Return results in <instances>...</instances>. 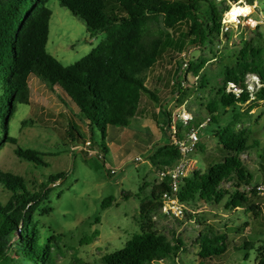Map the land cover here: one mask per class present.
I'll use <instances>...</instances> for the list:
<instances>
[{
	"label": "rangeland",
	"instance_id": "1",
	"mask_svg": "<svg viewBox=\"0 0 264 264\" xmlns=\"http://www.w3.org/2000/svg\"><path fill=\"white\" fill-rule=\"evenodd\" d=\"M237 1H198V15L205 25L211 24L208 3H213L221 14V32L218 36L209 33L210 41L204 44H191L184 37L183 24L172 30L164 27L161 16L152 21L151 27L166 32L164 39L169 41L159 63L141 75L157 100L142 95L140 111L129 119L126 127H107L104 139L107 153L103 154L98 147L102 142L99 131L93 128L90 133V123L59 86L50 89L31 74L27 103L14 101L10 112V96L0 85V170L20 176L29 192L40 195L32 219L42 242L53 236L47 264H102L103 255L121 248L141 231L139 206L146 203L150 190L159 185V167L148 156H152L158 144L169 139L161 125L165 115L160 111L166 96L169 99L163 105L172 121L182 112L191 115L180 133L198 129L199 142L193 152L198 160L197 170L203 171L222 159L215 131L232 124L235 131L247 132L248 148L240 159L252 176L248 185L264 178V99L253 98L259 86L257 77L246 76L250 92L247 102L228 108L217 104L222 74L234 65L239 49L246 44L264 48V0H243L239 5ZM246 5L252 7L249 16L240 15L235 23L230 19V23L222 21L225 12L228 18L233 8ZM45 6L51 11L46 50L61 64L74 63L105 39L106 32H89L85 23L58 0H48ZM182 43L185 44L180 60L185 64L178 73L182 91L170 95L174 89L177 51ZM191 65L199 66L196 75L188 68ZM211 103L217 104L216 113L207 110ZM206 118H209L206 125L199 127ZM70 124L79 130L82 140L69 137ZM84 140L91 144L86 145ZM17 147L34 151L44 165L18 157L14 153ZM86 150L93 155H85ZM138 156L142 160L134 161ZM51 177L56 180L49 183ZM220 186L229 192L234 190L233 181H223ZM11 196L12 192L0 184V203H7ZM107 198L112 201L103 207ZM225 200L226 197L219 203L185 204L183 214L178 216L163 211L159 199V205L151 212L153 227L172 244L180 242V249L176 255L147 264H257L256 249L264 244V193L250 194L241 207L227 208ZM204 235L221 236L225 251L201 261L199 239ZM244 241L251 243L252 249L244 250L241 247ZM16 249L15 246L8 251L14 262L29 264L22 254L15 253Z\"/></svg>",
	"mask_w": 264,
	"mask_h": 264
},
{
	"label": "trees",
	"instance_id": "2",
	"mask_svg": "<svg viewBox=\"0 0 264 264\" xmlns=\"http://www.w3.org/2000/svg\"><path fill=\"white\" fill-rule=\"evenodd\" d=\"M48 0H0V85L9 94L10 108L13 102L27 103L28 78L32 74L46 83L50 89L59 86L77 106L79 113L89 123L92 134L96 128L101 136L100 151L108 148L104 139L109 125L126 127L129 119L139 113L142 95L157 100L156 95L144 82L141 75L152 71L162 59L169 43L164 39L166 32L153 29L152 21L158 16L166 29L176 30L182 24L184 37L193 43L210 41V34L221 32V14L213 3H208L211 24L205 25L198 15L199 0H58L72 15L81 19L89 32H106V37L86 55L69 65H63L46 50L51 11L45 6ZM251 4V3H248ZM210 33V34H209ZM167 35V34H166ZM185 43L179 45L174 74V89L170 95L182 91L178 73L185 64L180 53ZM172 58V57H171ZM163 66V65H162ZM199 66L188 68L196 75ZM258 79L253 98L264 99V48L246 44L239 49L234 65L224 70L221 85L217 89L218 102L224 108L250 99L246 76ZM232 83L240 91H226ZM161 104L162 128L169 138L158 144L148 159L161 168L179 157L178 150L170 138L171 116ZM216 103L208 104L210 114L216 113ZM2 128L6 129L7 117H3ZM213 121L215 118H212ZM181 129V125H177ZM72 140H82L77 128L70 124L68 130ZM217 146L223 154L220 161L209 164L205 170H195L184 178L179 186L178 198L185 204L219 203L226 197L225 207H241L256 193L248 184L252 176L244 167L240 154L248 148L247 132L235 131L228 124L215 131ZM4 139L7 137L4 136ZM14 141V138H8ZM91 144V141L84 140ZM14 153L35 164L44 162L32 150L15 148ZM87 152H85L86 155ZM49 183L56 179L51 177ZM223 181H233L234 190L221 188ZM48 183V184H49ZM0 184L12 192L10 200L0 203V264H22L14 262L8 251L16 246V254H22L29 264H47L50 261V240H40L39 229L32 219V212L40 197L26 188L23 179L0 170ZM167 190L166 183L152 188L146 203L139 206L142 218L141 231L133 234L124 245L100 258L102 264H147L176 255L179 244H172L157 232L151 220V212L159 205L161 194ZM112 201L107 198L102 206ZM95 234V233H94ZM88 239V238H87ZM89 240V239H88ZM198 256L201 261L211 260L225 251L221 236H201ZM244 241V250L252 249ZM257 264H264V244L258 246Z\"/></svg>",
	"mask_w": 264,
	"mask_h": 264
},
{
	"label": "built area",
	"instance_id": "3",
	"mask_svg": "<svg viewBox=\"0 0 264 264\" xmlns=\"http://www.w3.org/2000/svg\"><path fill=\"white\" fill-rule=\"evenodd\" d=\"M242 1V2H239ZM244 3L243 0H238L237 5ZM255 4V2H253ZM231 7V6H230ZM229 7V8H230ZM249 16V14L247 15ZM246 16V17H247ZM245 17V18H246ZM224 23H230L226 18V12L222 18ZM228 91H232L237 94L240 90L236 88L232 83L228 84ZM184 111V110H183ZM191 119V115L188 112H182L178 114V117L170 123V138L178 150L179 157L176 161L168 166H163L157 170L158 183L167 185V190L160 196L161 208L166 213L173 215H182L185 210V203L181 202L178 198L179 186L181 181L187 176L191 175L197 170V158L193 155L197 144L199 142V136L196 128H189V130L180 133L177 125L185 126ZM209 118H206L201 122L199 127L205 126ZM89 145V142H85ZM88 155H93L92 152L86 150ZM141 157H135L134 161H141ZM111 173L114 171L111 170ZM253 188L256 194L264 193V178L259 182L253 184L247 189Z\"/></svg>",
	"mask_w": 264,
	"mask_h": 264
},
{
	"label": "clouds",
	"instance_id": "4",
	"mask_svg": "<svg viewBox=\"0 0 264 264\" xmlns=\"http://www.w3.org/2000/svg\"><path fill=\"white\" fill-rule=\"evenodd\" d=\"M249 11H250V9L247 7L243 8V9L233 8L232 13H230L228 15L232 16V18H235L236 15H239L241 13L246 15Z\"/></svg>",
	"mask_w": 264,
	"mask_h": 264
},
{
	"label": "bare ground",
	"instance_id": "5",
	"mask_svg": "<svg viewBox=\"0 0 264 264\" xmlns=\"http://www.w3.org/2000/svg\"><path fill=\"white\" fill-rule=\"evenodd\" d=\"M245 7H247V8L250 9V11H249L246 15L250 14V13L252 12V10H251L252 7L246 5V6H243L242 8H240V9H243V8H245ZM230 13H232V12H230ZM230 13H229V14H230ZM240 15L246 16V15L243 14V13H241V14H239V15H236L235 18H232V16L228 15V19H230L231 22L235 23V22L238 21Z\"/></svg>",
	"mask_w": 264,
	"mask_h": 264
}]
</instances>
